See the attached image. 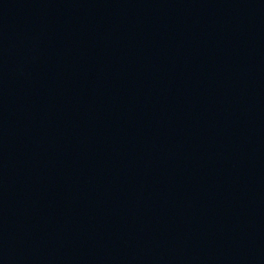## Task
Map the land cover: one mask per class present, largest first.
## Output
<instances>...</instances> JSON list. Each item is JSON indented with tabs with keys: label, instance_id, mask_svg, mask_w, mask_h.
Returning a JSON list of instances; mask_svg holds the SVG:
<instances>
[{
	"label": "water",
	"instance_id": "95a60500",
	"mask_svg": "<svg viewBox=\"0 0 264 264\" xmlns=\"http://www.w3.org/2000/svg\"><path fill=\"white\" fill-rule=\"evenodd\" d=\"M0 264H264V0H0Z\"/></svg>",
	"mask_w": 264,
	"mask_h": 264
}]
</instances>
